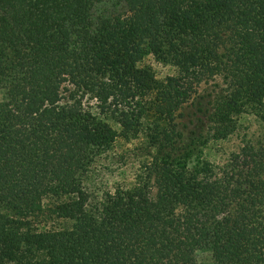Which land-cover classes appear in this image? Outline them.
<instances>
[{
	"label": "trees",
	"instance_id": "trees-1",
	"mask_svg": "<svg viewBox=\"0 0 264 264\" xmlns=\"http://www.w3.org/2000/svg\"><path fill=\"white\" fill-rule=\"evenodd\" d=\"M217 78L214 136L257 127L211 162L175 119ZM147 118L133 181L88 187ZM0 264H264V0H0Z\"/></svg>",
	"mask_w": 264,
	"mask_h": 264
},
{
	"label": "rangeland",
	"instance_id": "rangeland-1",
	"mask_svg": "<svg viewBox=\"0 0 264 264\" xmlns=\"http://www.w3.org/2000/svg\"><path fill=\"white\" fill-rule=\"evenodd\" d=\"M140 65L150 67L158 80L174 73L172 66L156 61L152 55L145 56ZM218 85H223L218 78L202 81L175 119L184 141L196 138L202 157L211 162L226 159L230 152L236 151L241 145L243 133H252L257 127L252 117L242 116L233 133L224 138L214 136V126L208 121V114L212 106V94ZM108 121L116 130H120L116 122ZM149 123L150 119H145L138 133L128 138L118 136L111 149L96 158L88 176V187L97 190L113 189L116 185H129L133 181L142 163L150 159L152 147L146 137V126Z\"/></svg>",
	"mask_w": 264,
	"mask_h": 264
}]
</instances>
